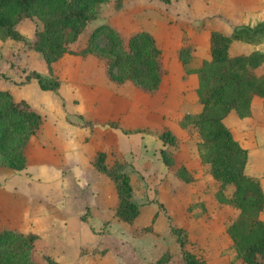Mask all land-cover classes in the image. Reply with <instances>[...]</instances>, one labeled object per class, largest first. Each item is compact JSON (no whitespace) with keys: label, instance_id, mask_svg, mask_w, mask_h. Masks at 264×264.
Segmentation results:
<instances>
[{"label":"rangeland","instance_id":"1","mask_svg":"<svg viewBox=\"0 0 264 264\" xmlns=\"http://www.w3.org/2000/svg\"><path fill=\"white\" fill-rule=\"evenodd\" d=\"M149 1L110 0L101 4L96 17L81 35L82 39L100 24L112 26L114 21L124 22L122 18L126 14L132 13L130 17H134L131 21L132 30L142 27L139 9L143 6L153 7L155 1L157 3L154 6L158 10L162 6L158 2L160 0ZM117 4L118 10L114 11L112 7ZM133 9L138 10L134 13L131 12ZM169 18L167 15L161 16L153 31L163 32L164 23L169 24ZM34 29L32 20L21 21L18 32L23 41L11 39L0 31V90L8 91L14 100H26L43 116L39 130L45 138L42 140L43 147H36L32 138L25 148L31 157L22 169L0 167V224L13 231L37 235L31 252L34 263L47 264L44 257L48 256L59 264H182L176 241V234L179 233L185 249L206 264H222L230 260L234 264H243L234 259L231 241L224 232V222L233 216L234 209L218 203L210 194L212 189L203 177L206 171L201 160L203 150L197 146L195 129L188 127L178 133V125L173 124H177L178 119L171 114L175 104L171 92L177 84L173 78L181 75L188 86L186 77L192 75L190 70L195 64L189 52L187 55L181 52L187 62H178L175 52L161 51V63L165 69L162 84L160 89L149 93L130 82L117 84L110 81L106 76L104 61L94 55L63 54L47 67L28 43ZM120 36L125 42L129 35L123 32ZM99 44L103 47L104 41L100 39ZM71 49H76L75 44H72ZM33 72L39 74L48 86H54L55 81L54 90H46L50 93L38 96V84L31 76ZM26 75L29 77L25 80ZM191 77L195 80L193 75ZM165 94L169 99L165 98ZM55 99L57 101L54 103ZM131 106L144 108L134 113L123 112L125 116L127 113L134 115H131L134 121L127 120L128 124L133 125L132 129L139 130L141 120L151 128L167 120L165 129L173 131L177 137L174 144L166 145L167 156L173 166L183 165L187 169L191 166L189 171L195 180L183 182L167 171L163 175L166 178L161 177L162 172L155 159L156 156L161 159L158 147L152 154L151 147L140 146L134 149V153L131 150L127 159L117 158L113 152H107V163L118 162L128 174L132 200L140 210L129 225L113 216L115 201L108 208H101L99 202L90 197L92 189L106 188L104 180L112 184L106 176L94 169L97 178H62L60 169L55 171L51 165L65 167V142L68 138L83 137L76 124L82 127H91L100 121L104 122L102 125L119 124L117 119L104 120L103 115L98 121L95 119L98 115L95 118L87 115L91 109L100 107L102 114L110 110L123 111ZM168 108L171 109L169 115L160 113V110L164 112ZM257 134L264 139L263 131ZM233 136L236 137L234 132ZM86 141H89L88 137ZM125 149L122 148L123 151ZM261 149H264V144L251 147L249 151L253 153ZM96 150V145L89 147L86 152L88 161ZM36 151L43 160L41 164L37 162ZM181 156H187L188 159L182 162ZM43 163V167H40ZM258 165L259 171L263 170L261 178L264 188V156L248 163V167ZM175 190L181 193L180 204L177 198L172 197ZM261 211L263 215L259 218L264 220V208ZM174 213H177L176 217ZM82 215L83 220L80 219Z\"/></svg>","mask_w":264,"mask_h":264},{"label":"trees","instance_id":"2","mask_svg":"<svg viewBox=\"0 0 264 264\" xmlns=\"http://www.w3.org/2000/svg\"><path fill=\"white\" fill-rule=\"evenodd\" d=\"M108 1L0 0V31L23 41L18 28L23 19H30L35 29L28 43L47 67L63 54L94 55L104 61L110 81L130 82L149 93L157 91L165 69L161 49L150 33L135 31L123 42L112 26L100 24L82 39L100 5ZM118 4L112 7L114 11L118 10ZM100 39L104 41L103 47ZM263 39L264 21L233 28L229 33L211 30L209 58L196 60L190 70L195 86L188 90V95L191 94L190 102L199 105V109L183 113L177 119L179 128L195 129L197 146L203 150L201 160L206 169L203 177L212 189L213 199L234 209L233 216L224 222V232L231 241L234 259L243 264H264V220L259 218L264 193L259 180L245 174L246 149L232 137L225 118L230 114L264 123V53L257 49L243 52L244 44L255 45ZM72 44L76 49H71ZM181 52L187 55L188 49L178 50L179 61L187 62ZM31 76L41 90H54L55 81L54 86H48L39 74L33 72ZM254 98L260 100V106L252 104ZM42 122L43 116L26 100H14L8 91L0 90V167L20 170L25 166V148ZM158 137L162 143L160 158L167 172L183 182L194 181L185 166H173L167 156L166 145L174 144L176 135L162 129ZM107 158V152L98 149L89 163L112 182L116 198L113 216L131 225L139 208L132 200L129 176L118 162L108 164ZM80 219L83 220V215ZM176 235L182 264H206L185 249L181 234ZM36 238L32 232L21 233L0 224V264H35L31 252ZM44 259L47 264H59L48 256Z\"/></svg>","mask_w":264,"mask_h":264},{"label":"crops","instance_id":"3","mask_svg":"<svg viewBox=\"0 0 264 264\" xmlns=\"http://www.w3.org/2000/svg\"><path fill=\"white\" fill-rule=\"evenodd\" d=\"M158 2L160 5H162V8L159 6L160 10H158L156 6H154L157 1L154 2L153 7L145 8V6H143L139 9L138 16L140 19H143L141 23L142 27H138L137 29L132 30L131 21L134 18L130 17L132 13L126 14L124 16V19L122 18L124 22H120L117 20L114 21V23H112L111 25L118 31L119 34L121 33L120 35H122L123 32H127V35H130L131 33L139 30H144L150 33L151 35H153L152 37H154L155 43L162 52L164 50L175 52L176 60L178 62L180 61L177 51L180 47H185L188 49L189 56L194 60V62L199 59H208V36L211 30L217 29L225 33H229L233 28L242 25H250L257 21H263L261 17V11L264 9V0H160ZM136 10L138 9H133L131 12H136ZM164 15L170 17L168 19L169 24L164 23L166 26L163 32L155 33L153 31L154 26L158 24V19ZM263 43L264 41L255 45L244 44L243 52H246L250 49H257L262 52L261 49ZM191 76L192 75H187L186 77L188 78V86L185 85L186 82L182 80L183 77L181 75L173 78L174 82H176L177 84L175 85L174 90H172L171 92L173 94L171 98L175 100L174 111L171 114H174L175 117L179 118L183 113H194L199 109V105L192 104L190 102L191 94L188 95V90L192 89L195 86V80ZM161 84L162 82L160 81L158 87L159 89ZM47 93L50 92L41 90L39 87L38 91H36V94L38 96H43ZM165 98L169 99V96H166L165 94ZM56 101L57 100L55 99L53 102L55 103ZM252 104L260 106V100L258 98H254ZM97 108L95 110H87L89 111L87 115H92L94 118L96 115H98L95 118L98 121L101 120V116L103 115L104 120L113 121L117 119L119 120V124L113 123L110 125H102L104 122L100 121V123L92 124L91 127H88L86 125L82 127L81 124L75 123L80 127L78 131L82 132L83 137L78 136L73 137L72 139L68 138L65 142L63 146L65 151L63 161L65 163L64 168L62 166L58 167L56 165H51V167L54 168L55 171H58L60 169L59 175L62 178L80 180L81 178L95 177V172H93L94 168L90 165L88 161V154H86L89 147H92V145H96L97 149L99 150L113 152L117 158L123 157L124 159H127L128 156H130L131 150L134 153V149H138L143 145H145L146 147H151L152 154L156 152L154 151L155 148L158 147L159 152V149L162 147V143L158 135L160 130L167 127V120L162 121V124H159L153 128L147 126L146 122L143 124V120H141L139 130L137 128L132 129L133 125L128 124L127 120L134 121V118H131V115L133 114L127 113V116H125L123 115V112L125 111L134 113L138 110L143 111L144 108L141 109L135 106H131L129 108H124L123 111L117 110L114 112L110 110L109 112L102 114V108ZM145 110L146 112L149 111V109ZM169 110L171 109L168 108L164 112L163 110H160V113H166V115H169ZM71 114L74 113L71 112ZM67 116H70V114H68ZM225 121H227V126L229 127L232 137L234 138V132L236 135L234 139L237 140L241 144V146L246 149V163L244 166L245 174L257 178L264 193L261 178V176L263 175V170L259 171L260 165L248 167V163L250 161L253 162L256 157L264 156V149L257 150L253 153L249 151V148L251 147H260L262 146V144H264V142H262L263 138L260 136V134L256 135V132H264V123L255 121L252 118L240 119L235 115L230 114L227 116V118H225ZM173 124L177 126L175 122H173ZM182 130L183 129L179 128L178 133ZM87 137L89 141H86ZM44 139L45 138L42 136V132H38L37 135L33 137L32 141L35 140L36 147L42 148V145L44 144L42 140L44 141ZM122 148H126L125 151H123ZM36 154L38 156L37 162L41 164L43 160L40 158V153L36 151ZM25 156L27 162L29 157H31V154L28 150L25 152ZM155 159L158 162L157 165L159 166V170L162 172L161 177L166 178V176L164 177L163 175H165L167 167L163 164L161 159L157 158V156ZM186 159H188L187 156H181L182 162ZM43 165L44 163L40 165V167H43ZM184 165L188 166L187 163H184ZM40 167L38 171H40ZM191 168V166H188V170H191ZM92 173L93 175L91 176ZM104 183L106 185V188L103 189V187H99V190L92 189L91 191H93V194L91 193L90 197L96 200L97 203L99 202L101 208H108V205L111 206L113 204V201H115V192L114 190H112V184H110L106 180H104ZM107 195H109L110 204H108ZM172 197L177 198V201L179 202L178 204H180L181 193H179V191H173ZM204 207H207L206 204ZM163 212L164 211H162V213ZM174 215L176 217L177 213H174ZM260 215H263V211H260L259 216ZM196 218L199 219L200 217ZM201 222L202 221L200 220V223ZM96 223H98V220ZM84 224L86 223L84 222ZM175 224L177 223L175 222Z\"/></svg>","mask_w":264,"mask_h":264},{"label":"built area","instance_id":"4","mask_svg":"<svg viewBox=\"0 0 264 264\" xmlns=\"http://www.w3.org/2000/svg\"><path fill=\"white\" fill-rule=\"evenodd\" d=\"M261 17H262V19H263V21H264V9L261 11ZM261 51L264 53V43L262 44V49H261Z\"/></svg>","mask_w":264,"mask_h":264}]
</instances>
